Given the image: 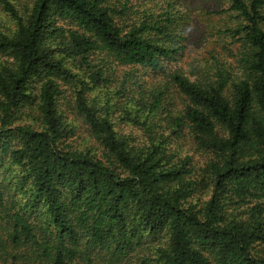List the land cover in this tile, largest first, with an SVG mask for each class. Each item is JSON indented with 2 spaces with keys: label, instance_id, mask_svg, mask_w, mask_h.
I'll return each mask as SVG.
<instances>
[{
  "label": "trees",
  "instance_id": "trees-1",
  "mask_svg": "<svg viewBox=\"0 0 264 264\" xmlns=\"http://www.w3.org/2000/svg\"><path fill=\"white\" fill-rule=\"evenodd\" d=\"M209 2L0 0V264H264V0Z\"/></svg>",
  "mask_w": 264,
  "mask_h": 264
},
{
  "label": "rangeland",
  "instance_id": "rangeland-1",
  "mask_svg": "<svg viewBox=\"0 0 264 264\" xmlns=\"http://www.w3.org/2000/svg\"><path fill=\"white\" fill-rule=\"evenodd\" d=\"M210 0H193L197 5L204 7L206 9L209 8V10L213 9V3L209 2ZM4 26H10L9 20H7L5 17L0 16V29H2ZM201 41L199 38L196 40V47L200 48L201 50H204L203 46H201ZM205 46V44H204ZM193 56V55H192ZM191 57V56H190ZM184 63H188L190 60L188 58L183 59Z\"/></svg>",
  "mask_w": 264,
  "mask_h": 264
}]
</instances>
